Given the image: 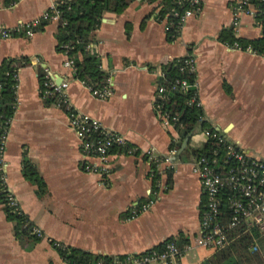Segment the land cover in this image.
Wrapping results in <instances>:
<instances>
[{
  "label": "crops",
  "instance_id": "crops-1",
  "mask_svg": "<svg viewBox=\"0 0 264 264\" xmlns=\"http://www.w3.org/2000/svg\"><path fill=\"white\" fill-rule=\"evenodd\" d=\"M240 0H199V11L188 17L171 39L158 0H132L120 12H104L90 32L88 47L99 58L111 89L99 99L63 67L65 53L56 50V22L40 23L30 35L22 31L0 38V61L25 57L17 68L14 110L5 132L3 162L6 189L31 225L43 233L19 236L14 221L0 204V264H61L55 240L68 248L94 255L121 257L154 248L172 237L178 245L197 232L203 199L191 173L193 156L176 149L171 168L152 184L143 154L166 156L176 148L178 130L162 125L153 108L161 67L185 53L195 61L197 94L206 127L218 130L247 153L264 158V57L229 47L217 39L223 28L256 38L260 28L253 15L236 11ZM51 0H0V26L12 27L42 13ZM236 21L233 24V21ZM67 80L69 104L123 135L132 154L111 150L109 172L100 183L83 170L78 141L64 110L46 103L39 94V78ZM182 147L198 150L205 137ZM27 162L41 181V190L23 174ZM148 199L149 206L134 216L133 207ZM181 264H200L214 251L190 249ZM189 251V250H188Z\"/></svg>",
  "mask_w": 264,
  "mask_h": 264
},
{
  "label": "built area",
  "instance_id": "built-area-1",
  "mask_svg": "<svg viewBox=\"0 0 264 264\" xmlns=\"http://www.w3.org/2000/svg\"><path fill=\"white\" fill-rule=\"evenodd\" d=\"M68 1L71 0H51L40 15L12 27L0 26V38L10 37L20 31L30 35L42 22H59L60 10L57 5ZM176 4L181 9L173 10L171 15L175 17V26L178 29L188 17L199 11L200 5L199 0H176ZM235 9L251 15L254 13V9L246 4V0H240ZM235 23L234 19L233 24ZM167 27L168 24L165 23V30ZM229 47L237 48V45L233 43ZM175 61L178 72L190 79L180 77L166 84L158 83L155 86L153 100V108L158 113L162 125L173 129L182 126L179 114L165 107L174 91H188L186 105L200 108L193 55L187 52ZM62 64L72 74V59L65 56ZM160 77H163V72H160ZM80 82L96 98L103 99L111 93L106 80L98 87H91ZM67 85V80L61 79L56 82L44 76L39 87V94L43 98L53 97L54 105L64 110L67 124L78 141L83 157V170L96 175L102 183L109 172L111 150L117 147L126 154H132L135 148L130 146L120 133L103 127L96 119L74 109L69 104L65 92ZM202 132L205 141L211 140V148L209 153L192 156L189 161L190 171L197 177L203 195L199 209L198 229L190 240L181 245L174 241H166L160 248H151L121 257L102 256L92 262L80 264H181V257L190 249L203 248L214 251L226 246L235 233L238 235L251 229L264 232V158L247 153L212 127L203 128ZM4 140L5 133L0 135V183L5 190L7 205L19 213L21 211L17 202L5 185ZM175 152L176 148H171L166 156L161 157L150 150L145 151L143 156L149 164L150 177H155L157 181L165 168H171L173 161L170 157ZM150 203L151 200L148 199L138 207H133L131 216L145 210ZM29 233L36 238L43 237L41 230L34 225H30ZM49 242L57 251H67V247L62 243L55 240ZM60 261L61 264H69L62 257Z\"/></svg>",
  "mask_w": 264,
  "mask_h": 264
},
{
  "label": "trees",
  "instance_id": "trees-1",
  "mask_svg": "<svg viewBox=\"0 0 264 264\" xmlns=\"http://www.w3.org/2000/svg\"><path fill=\"white\" fill-rule=\"evenodd\" d=\"M14 2L15 0H10ZM132 0H71L66 3H60L57 8L60 10V21L56 23L54 34L56 40V50L62 51L70 57L73 62V72L71 77L82 81L85 85L98 87L102 85L107 77L99 67V58L96 53L88 47L90 32L99 23L104 12H120ZM152 2L154 0H146ZM264 1L263 0H246L254 9L253 18L260 28V35L256 38H244L236 36L232 28H223L218 32L217 39L225 44L232 45L236 43L237 47L242 50L260 54L264 57ZM158 13L165 15L168 24L165 30L166 37L171 39L177 33L175 26V17H172L173 10L179 11L181 8L176 4V0H158ZM245 6V5H244ZM63 21L64 23H62ZM26 63L25 57L3 58L0 61V135L6 132L9 119L14 110L16 71L17 68ZM163 77L159 78V83L166 84L174 78L185 77V74L177 70V62L173 60L161 67ZM188 79V80H189ZM43 77L39 78V87ZM188 97V91H174L170 95V100L165 107L170 111H176L179 114V120L182 126L177 128L179 141L174 143L176 149L180 150V156L186 158L188 153L193 156L207 154L211 148V140L204 142L198 150H188L182 147V141L199 126L207 128L205 121L202 119V111L198 107L187 106L185 99ZM43 100L48 103L54 101L53 97H44ZM23 174L41 190V181L35 173L33 167L24 162ZM152 184H155L152 177ZM0 204L2 205L7 216L14 221L16 233L21 235L33 236L29 233L30 223L22 212H15L6 203L5 190L0 183ZM131 212L128 213V216ZM34 237V236H33ZM166 241H174L172 237L166 238L163 242L157 244L154 248H160ZM58 254L66 259L69 264H80L82 262H92L101 258V255H94L89 252L78 249L68 248L67 251H59ZM200 264H264V232L251 229L243 233H236L233 239L226 245L203 259Z\"/></svg>",
  "mask_w": 264,
  "mask_h": 264
},
{
  "label": "rangeland",
  "instance_id": "rangeland-1",
  "mask_svg": "<svg viewBox=\"0 0 264 264\" xmlns=\"http://www.w3.org/2000/svg\"><path fill=\"white\" fill-rule=\"evenodd\" d=\"M197 138V139H201L203 138V135L201 133L200 130L196 129L194 132H193V137H192V140H194V138ZM194 252L192 250H189L187 251V255L190 256V257H193L194 256Z\"/></svg>",
  "mask_w": 264,
  "mask_h": 264
}]
</instances>
